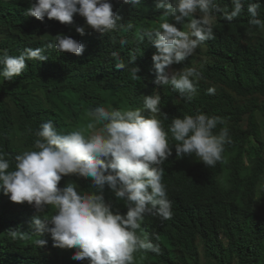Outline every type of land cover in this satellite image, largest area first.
<instances>
[{
  "label": "trees",
  "instance_id": "trees-1",
  "mask_svg": "<svg viewBox=\"0 0 264 264\" xmlns=\"http://www.w3.org/2000/svg\"><path fill=\"white\" fill-rule=\"evenodd\" d=\"M109 2L124 18L120 22L124 27L101 34L87 27L86 19L79 13L74 25L47 17L41 22L25 14L38 0H0V56L7 53L18 57L31 47L44 48V54L49 57L45 62L28 61L25 72L13 81L3 77V65H0V155L11 161L10 170H13L16 155L35 150L38 138L35 133L43 123L52 121L59 132L68 134L87 127L86 113L91 109L103 106L109 110L133 107L143 110L144 98L155 94L162 98V111L157 118L169 134V126L176 118L197 114L221 117L226 124L218 125L215 132L218 134L226 126L231 140L225 145L224 161L226 155L239 152L229 168L234 188L225 191L218 186L224 162L215 168L204 163L185 168L189 156L178 157L173 140V155L163 165V183L172 201L173 217L161 221L156 216H145L137 234L158 243L161 252L141 250L135 257L140 264H199L201 257L196 242L200 241L205 264H264V216L255 213L257 207L264 210V192H259L264 161L254 168L248 179L240 174L247 146L251 140L260 143L256 113L264 112V108L256 101L239 106L226 92L244 99L256 96L264 99V39L255 38L260 27L250 24L251 17L247 13L249 3H259L258 18L264 20V0H246L244 12L232 22L225 20L222 14L216 15L215 38L202 44L207 48L210 63L199 70L202 78L196 83L198 91L190 102L182 99L171 85L163 87L155 83L158 74L154 56L158 49L146 39L142 43L138 39V34L148 29L143 24L146 19L164 15V12L142 15L146 3L157 0H141L137 6L124 4L122 0ZM216 2L231 11L232 0ZM129 22L135 25L131 30L127 28ZM76 26L85 27L86 34L80 35ZM60 34L84 44V54L77 56L48 48L47 45L54 44L55 37ZM131 37L136 40L132 41ZM114 52L120 53L126 69L116 68ZM132 53L136 56L135 63ZM134 67L141 68V80L131 78L128 68ZM216 86L223 90L208 94L209 89ZM10 102L19 110L17 119ZM143 115H151L150 110L145 109ZM246 117L248 127L244 130L241 125ZM74 176L87 194L99 191L91 187V180ZM103 194L114 212L127 215L129 209L125 201L118 199L110 186L105 187ZM8 198L10 195L0 189V200ZM22 205L20 210L0 209V264H90L89 260H74L76 250L59 254L54 244L41 247L37 241L42 238H35L38 234L32 227L36 210L27 203ZM42 218L46 217L42 215ZM48 227L54 226L48 224ZM9 229L29 233L30 238L14 239ZM50 234L46 232L44 236ZM154 234L159 235L158 241Z\"/></svg>",
  "mask_w": 264,
  "mask_h": 264
},
{
  "label": "clouds",
  "instance_id": "clouds-1",
  "mask_svg": "<svg viewBox=\"0 0 264 264\" xmlns=\"http://www.w3.org/2000/svg\"><path fill=\"white\" fill-rule=\"evenodd\" d=\"M245 2L232 0L229 11L216 0H157V9L164 10L163 17L174 18L176 24H183L187 30L163 19L158 27L138 34L141 43L146 39L158 49L154 56L158 74L155 83L163 87L171 85L182 99L192 101L198 91L196 83L202 78L201 68L170 70L171 66L194 56L199 47L206 48L202 44L215 38L216 15L222 14L225 20L232 22L244 12ZM122 3L137 6L141 0H122ZM259 9V3H249L247 13L254 28L264 29V20L258 18ZM77 13L86 19L87 27L101 34L124 27L120 23L124 18L114 11L109 0H38L25 14L41 22L47 17L74 25ZM186 20L190 22L185 23ZM134 27L131 22L127 24L129 30ZM76 30L80 35L86 34L85 27L76 26ZM122 44L126 45L127 41ZM47 47L77 56L85 52L84 44L63 34L56 36L55 43H49ZM44 52V48L28 47L18 57L4 53L0 56L3 77L13 81L25 72L28 61H47L49 57ZM112 55L117 60L118 70L127 68L119 52ZM131 55L135 63L136 56ZM128 70L133 80L142 79L140 67ZM215 91L210 88L208 94L214 95ZM161 99L158 94L145 97L143 110L137 107L127 110L96 107L86 113L89 123L85 130L68 134L59 132L52 121L43 123L35 133L38 137L35 150L16 155L13 170H10L11 161L0 155V189L10 195L8 199L0 200V209L20 210L25 203L33 206L36 215L32 218V227L38 234L35 238L43 239L37 243L41 247L54 244L59 254L76 249L72 258L77 261L136 264L135 254L141 250L159 254L158 243L141 238L137 233L146 215L156 216L161 221L173 217L172 201L163 183V165L173 155V144L169 142V132L163 122L157 118L162 111ZM145 109L150 110V117L143 115ZM164 115L168 117L166 113ZM221 124H226L223 118L207 114L172 120L169 127L178 157L195 155L209 168L225 162V145L231 140L226 126L218 134L215 132ZM74 175L91 180V187L99 191L87 194ZM78 186L84 194L78 191ZM106 186H110L118 199L125 201L129 209L126 216L114 212L106 201L103 194ZM218 186L225 191L234 188L232 181L228 188H222L219 181ZM49 208L54 212L50 218L43 215ZM48 224L54 227L49 228ZM8 232L14 239L30 238L29 233L16 229ZM46 232L51 234L44 236ZM154 236L158 241L159 235Z\"/></svg>",
  "mask_w": 264,
  "mask_h": 264
},
{
  "label": "rangeland",
  "instance_id": "rangeland-1",
  "mask_svg": "<svg viewBox=\"0 0 264 264\" xmlns=\"http://www.w3.org/2000/svg\"><path fill=\"white\" fill-rule=\"evenodd\" d=\"M146 4H147V6L144 7V9H143L144 11L142 12V15L147 16L148 14L153 13V12H164V10H162V9L161 10L157 9V2H149ZM163 19H168L169 22L176 24V21L174 18H166V17H163V15H158V16L154 17L153 19H146V22L143 24H146L148 29H153L155 27H158L159 23L162 22ZM187 22H190V21L186 20L185 23H187ZM176 26L178 28H180L181 30H187L186 28H184L183 24H176ZM255 38L264 39V29L261 28L259 31V34L255 35ZM130 39L132 41L136 40L135 38H132V37ZM209 63H210V60H209ZM209 63H208V58L206 56V48L199 47L194 56L187 58V60L182 62L181 64L173 65L170 70H182L185 67H195L197 69H200ZM193 79H194V82H196L195 78H193ZM199 81H200V79H199ZM215 89H216L215 93H219L223 90L221 87H218V86H216ZM226 92L228 94H230L235 99V101L237 102V104L239 106H246L249 102L256 101L261 108H264V99L261 98L260 96H256L252 99H250V98L244 99V98L238 97L234 93H230L227 90H226ZM10 106H11V109H12L16 119L19 118V110L11 102H10ZM146 117H150V115L146 116ZM256 122L260 126V143H257L256 141L251 140L250 144L246 148V153L243 155V162H242V165L240 167L241 168L240 174L244 179H248L251 176L254 168L257 167V165H259L262 161H264V112L261 111V112L256 113ZM87 123H89V120H87ZM247 127H248V117L245 118L244 122L241 125V128L244 130H246ZM85 129H82V130H85ZM85 134L88 135L89 133L85 132ZM169 142H170V144H173V147H174V143H173V139L171 137V134H169ZM238 155H239V152H235V153L228 154L225 156V162H224V166H223V174L219 179V184L222 188L223 187L228 188V185L231 183L229 168L236 161V159L238 158ZM200 163H203V162L198 161L197 158L195 157V155H193L191 157L186 158L184 166H186L185 168H189V167L195 166V165L200 164ZM70 183H74V182L71 181ZM78 191H80L81 194H84V192L81 190V188L79 186H78ZM259 192L260 193L264 192V176L261 180ZM255 213L257 215L264 216V210L261 209L260 207H257ZM53 214H54V212L49 208V211L43 215L50 218L51 215H53ZM196 246L199 247V253H200V257H201L199 264H205L206 260L204 257V250H203L204 248H203L201 242L200 241L196 242ZM59 250L62 251L64 249L59 248ZM75 250L76 249H71V250L68 249L69 252H74ZM186 257L188 260H190L187 255H186ZM136 264H140L139 259L136 260Z\"/></svg>",
  "mask_w": 264,
  "mask_h": 264
}]
</instances>
